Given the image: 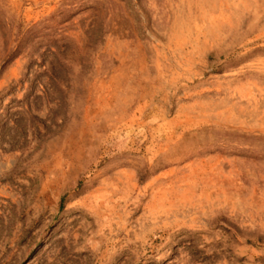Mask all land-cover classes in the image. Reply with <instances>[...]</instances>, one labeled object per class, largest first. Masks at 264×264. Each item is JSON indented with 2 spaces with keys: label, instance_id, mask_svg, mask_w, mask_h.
Segmentation results:
<instances>
[{
  "label": "rangeland",
  "instance_id": "rangeland-1",
  "mask_svg": "<svg viewBox=\"0 0 264 264\" xmlns=\"http://www.w3.org/2000/svg\"><path fill=\"white\" fill-rule=\"evenodd\" d=\"M0 264H264V0H0Z\"/></svg>",
  "mask_w": 264,
  "mask_h": 264
}]
</instances>
